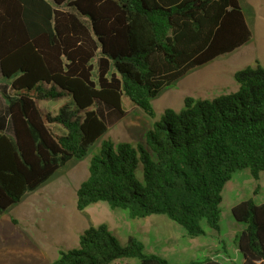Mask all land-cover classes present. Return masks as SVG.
Instances as JSON below:
<instances>
[{
	"label": "trees",
	"instance_id": "trees-1",
	"mask_svg": "<svg viewBox=\"0 0 264 264\" xmlns=\"http://www.w3.org/2000/svg\"><path fill=\"white\" fill-rule=\"evenodd\" d=\"M251 39L238 0H0V216L71 159L84 157L122 99L155 116L151 100L191 69ZM237 90L186 96L165 108L143 142L101 141L76 190L78 211L105 202L132 219L163 214L189 237L219 228L222 189L232 174L264 171V67L233 73ZM33 90V93L30 91ZM71 98L51 118L41 102ZM55 120L66 134L47 126ZM242 264H264V202L231 208ZM170 264L106 223L90 225L78 246L49 264ZM122 264H130L125 262ZM187 264H222L213 258Z\"/></svg>",
	"mask_w": 264,
	"mask_h": 264
},
{
	"label": "rangeland",
	"instance_id": "rangeland-1",
	"mask_svg": "<svg viewBox=\"0 0 264 264\" xmlns=\"http://www.w3.org/2000/svg\"><path fill=\"white\" fill-rule=\"evenodd\" d=\"M251 30V39L236 50L197 66L165 87L151 100L154 117L145 114L122 99L124 115L108 122L105 134L96 140L80 159H71L35 191L26 193L0 216V264H49L60 250L78 246L79 236L90 225L106 223L121 244L133 236L144 250L156 253L170 264H187L190 260L213 258L222 264H242L236 236L243 227L235 221L231 208L243 199L264 202V171L257 180L248 169L237 170L222 189L219 228L205 227L204 235L189 237L184 229L163 214L132 219L125 210L110 209L97 202L83 211L75 206L76 190L88 176L90 158L104 139L136 144L143 142L145 132L161 117L165 108L179 110L186 96L212 99L237 90L233 78L245 66L264 67V0H238ZM9 81L0 76V88ZM33 93V90L30 91ZM5 99L0 89V112ZM67 104L75 108L71 98L41 102L40 106L53 118ZM47 126L57 136L66 130L55 120ZM136 259H118L114 264Z\"/></svg>",
	"mask_w": 264,
	"mask_h": 264
},
{
	"label": "crops",
	"instance_id": "crops-1",
	"mask_svg": "<svg viewBox=\"0 0 264 264\" xmlns=\"http://www.w3.org/2000/svg\"><path fill=\"white\" fill-rule=\"evenodd\" d=\"M0 76H1V73H0ZM5 107H6V104H2V107H1L3 109L2 111L5 110Z\"/></svg>",
	"mask_w": 264,
	"mask_h": 264
}]
</instances>
